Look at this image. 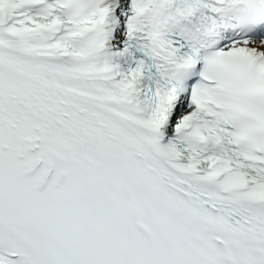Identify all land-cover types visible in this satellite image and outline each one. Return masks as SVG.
<instances>
[{
	"label": "snow or ice",
	"instance_id": "snow-or-ice-1",
	"mask_svg": "<svg viewBox=\"0 0 264 264\" xmlns=\"http://www.w3.org/2000/svg\"><path fill=\"white\" fill-rule=\"evenodd\" d=\"M0 264H264V0H0Z\"/></svg>",
	"mask_w": 264,
	"mask_h": 264
}]
</instances>
